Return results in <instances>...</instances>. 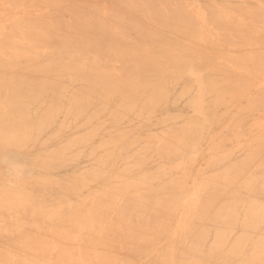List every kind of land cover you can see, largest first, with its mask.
<instances>
[{"label":"bare ground","instance_id":"1","mask_svg":"<svg viewBox=\"0 0 264 264\" xmlns=\"http://www.w3.org/2000/svg\"><path fill=\"white\" fill-rule=\"evenodd\" d=\"M213 1L217 6L210 4L211 1L207 3L204 0H0L5 6L4 11L7 15L5 28L0 32V153L2 158L15 162L25 170L31 168V165L36 167L35 170L44 169L46 166L58 167L68 150L72 152L71 149L78 146H75L76 143L83 142L79 135L70 137L75 139H70L65 147L62 146L64 143L54 147L56 146L54 143L66 139L57 141L59 135L66 133L64 131L61 133L62 129L73 115L77 119L74 118L73 123L78 121V118H82L85 119L83 121L85 125L81 122L80 126L86 127L87 122L102 117L104 113H109L103 115V117L106 116V120L102 118V121H106L105 123L107 118L110 119L109 115H112V119L113 116L119 115L117 119L121 117L123 120L124 117L129 118V115L133 113L134 119L136 115L142 117L147 116L148 113H151L149 115L152 117L154 112L156 114V110L160 114L159 110L163 107L168 108L167 103L175 98V90H179L176 89L177 83L183 82L184 86L186 85V90L184 89L186 93L183 89L179 91L180 94L184 93L180 98H183L187 91H192L193 87L190 85L192 80L183 74V71L187 69H192L197 78L195 83L198 86V93L194 105L198 108L196 115L199 116L189 117L186 122L180 118L185 122L184 125L174 127L172 124L170 130V126L166 127L168 132L165 131L164 136L158 135L164 139L160 145H156L159 139L155 137L153 131L150 132L153 134L152 137L148 136L149 133L143 138V140L146 139L145 143L143 140L140 141L142 138L135 139L136 141H133L134 144L137 143L135 145L142 142L141 147H144V149L140 147L142 152L139 151V147L136 148L140 153H135L134 149V152H131V149H128V151L131 150L130 152L127 151L128 154L135 153V160L132 163L135 170L142 169L143 157L147 152L155 151L161 161L175 159L177 162L181 158L175 157L192 150L193 145L197 144L205 125H213L227 116L226 111L218 113L219 109L226 110L233 103L243 102L244 105L239 114L243 112L246 115L241 121H245L244 118L248 114L257 113L254 111L264 107V87L259 88L251 99H247V93L250 88L252 89V85L260 81L264 82V22H261L264 20L260 19L261 11L247 1L243 2L245 5L234 4L232 0ZM187 2L200 3L198 8L204 6L205 17L201 23H194L188 15L184 6ZM258 3L262 4V2ZM105 4L110 6L104 7ZM226 10L237 13L244 24L233 17L230 18L229 14L226 16ZM249 21L255 24V32H252L254 26L248 25ZM259 23L263 26H257ZM206 25L210 30H207ZM42 48L48 49L49 52L43 56L40 55L37 51ZM176 101L181 99H176L174 102ZM175 107L177 106H172L171 109ZM186 107H188L187 104ZM165 110L162 112H166ZM185 112L188 111L185 110ZM175 113L177 117L180 116L177 112ZM168 116L173 118L171 115ZM58 118L62 119V122ZM171 118L169 119L172 121L174 118ZM57 121L60 122L58 126ZM174 121L179 122L176 119ZM221 122L220 120V124ZM119 123H117L118 126L124 122ZM89 124L94 125L93 122ZM137 124L134 125L133 131L139 128ZM103 125L107 128V125L103 123L97 126L99 132ZM77 126H75L76 129L81 128ZM111 126L107 129H113L114 124ZM162 126L158 127L164 131L165 125L163 128ZM150 127L151 125L149 130L154 129V131L157 128ZM75 128L70 131L72 135V132L80 131ZM109 132L103 133L102 130L101 134L105 136L104 134ZM159 132L162 133L161 131L157 133ZM46 133H51L53 140L56 137V142L55 140H52L54 143L51 142L54 146L48 151L46 149L42 153L34 154L32 151L36 147L39 148L37 144ZM126 133L127 139L129 136ZM114 134L112 138L118 136V133ZM47 136L50 139V136ZM234 136L239 138L241 135ZM258 136L252 143L249 142L251 145L248 143L247 146H250L247 149L248 153L245 154L246 156L242 155L244 158L240 163L225 167L216 172L217 174L200 177L198 183L194 184V188L189 191L186 189L187 176L184 178L182 175L181 178L169 183L167 181L166 185L160 186L158 182V186L152 187L149 184L153 180L151 177L141 179L147 176L144 172L143 177L134 176L133 178L129 175L132 170L131 164L127 165L131 170L126 166L127 168L123 170L120 168L121 170L113 171L110 160L105 162L107 159H104L101 164V160H94V158V162L100 163L98 167L96 165V171L94 170L92 174L84 172L86 175H82L83 172H81L80 178L77 176L80 173H76L75 185L69 176H67L69 179L66 176L59 177L63 180L59 179L58 191L69 197H72V193H76V190L84 184L93 186L99 182L100 185H96L100 186L101 190L98 188L100 191H96L88 200L83 199L76 203L66 202L64 206V202H60L62 206H52L50 210L40 195L44 191L37 194V200L31 204L33 207H29L31 201L25 194L16 191L5 193L0 191V215L8 210L10 213L15 212L13 214L19 212L20 219L22 216L25 218L22 232L16 234L13 231H7L0 235V264H137V262L143 264H264L262 226L260 228L262 234L255 237L256 232L260 230V225L264 223V131ZM112 138L105 139L111 143ZM118 138H114L111 145L122 140L119 141ZM138 139L140 140L137 142ZM43 140L42 138L41 141ZM90 142H87V148ZM104 142L102 141L103 144ZM238 142L240 143L239 140ZM204 144L206 145V142ZM79 145L81 147L85 143ZM135 145L128 144L129 148H135ZM74 148L73 153L79 146L77 149ZM236 148L239 150L238 146ZM99 149L93 147L92 151L96 153L95 150ZM115 149L107 150L111 153L109 158ZM203 149L201 148V153ZM4 150L12 152L2 154ZM244 150L247 152L246 149ZM89 153L88 150V154L86 153L84 157L87 158L91 154ZM150 153L149 155L153 156ZM239 153L234 157H240ZM79 154L76 153V157ZM133 154L130 155L133 156ZM127 156L129 155L123 158L130 161ZM69 157L76 159L71 155ZM226 157L229 156L214 155L206 166L216 169V165L222 160L227 163ZM70 160H64V163ZM93 160L90 161L91 165ZM71 161V164L77 162V160ZM156 161L154 163H157ZM64 163L61 162L60 165ZM119 163L121 164L122 161ZM162 163L165 164V162ZM145 165L151 164L147 161ZM159 166L161 164L155 167ZM206 166L204 170L208 171ZM113 169L116 170V168ZM132 171L136 172L134 169ZM36 175L39 176V174ZM36 175L33 173L31 177L35 180L29 181H33L34 185L36 183L37 188H41L38 183L41 178L35 177ZM69 175L74 176L72 173ZM107 177L112 178V181ZM87 178L97 181L86 182ZM59 193L57 196L60 199ZM52 195L53 193L50 198L53 197ZM57 199L58 202L59 199ZM184 199L192 202L194 207L192 217L188 218V223L186 222L183 226L184 229L180 234L177 236L174 234L175 237L169 242L166 241L167 245L164 247L162 245V248L154 252V243L162 240L161 234H164L167 227L171 226L179 201ZM56 201L53 204L57 203ZM244 206L245 210H243ZM47 209L51 214L47 215ZM47 217L52 218V223L51 219L46 220ZM174 226L172 229L176 228ZM234 233H237L236 238L232 244H227L228 237ZM118 252H122L119 256L124 255L121 263L116 259Z\"/></svg>","mask_w":264,"mask_h":264},{"label":"rangeland","instance_id":"2","mask_svg":"<svg viewBox=\"0 0 264 264\" xmlns=\"http://www.w3.org/2000/svg\"><path fill=\"white\" fill-rule=\"evenodd\" d=\"M205 2H207V3H210V1H211V3L210 4H212V5H214V6H217L216 5V3L213 1V0H204ZM213 1V2H212ZM246 2L247 1V3H249V4H251V5H254L255 6V8L256 9H259L260 11H261V14H259L260 15V19L261 20H264V1L263 0H232V2L234 3V4H239V5H245V4H243V2ZM262 2V4H260V3H258V2ZM236 2V3H235ZM244 2V3H245ZM232 3V4H233ZM186 4H189V5H186ZM200 3H196V2H187V3H185V9L187 10V13H188V15L192 18V20L194 21V23H196V24H198V23H201V21L204 19V15L203 14H205V10H204V6H201V8L204 10H202L200 7L198 8V5H199ZM231 5V4H230ZM229 5V6H230ZM2 6V7H1ZM109 7L108 6V4L106 5L105 4V6L104 7ZM200 6V5H199ZM4 4H2L1 2H0V8H1V10L0 11H2V12H0V32L1 31H3L4 30V28H5V24H6V22H7V15H6V13H5V11H4ZM230 7H232V6H230ZM190 9V10H189ZM192 9H195V10H192ZM192 10V11H191ZM4 11V12H3ZM227 11V10H226ZM226 11H225V15L227 16L228 14L229 15H231V16H229L230 18L231 17H233V19L235 18L236 19V21H238L239 23H243L244 24V22L243 21H241L240 20V18L241 17H239V15L237 14V13H233L231 10H229V11H231V12H229V11H227L228 13H226ZM191 12H192V14H191ZM3 15V17H2V15ZM235 14V15H234ZM5 15V16H4ZM236 15H237V17H236ZM239 17V18H238ZM2 21V22H1ZM4 21V22H3ZM257 22V21H256ZM255 22V23H256ZM261 22H264V21H261ZM245 23L247 24V22L245 21ZM203 24V23H202ZM248 25H252V26H254V28H253V30H252V32H255V30H256V28H255V24H253L252 23V21H249L248 22ZM247 25V26H248ZM3 26V27H2ZM257 26H263V24H261V23H259ZM251 27V26H250ZM264 27V26H263ZM206 28H207V30H210V28L206 25ZM214 32V31H213ZM46 52H45V51ZM40 55H45V54H47L49 51H48V49H38V51H37ZM193 70L192 69H187L186 71H183V74L185 75V77H187L189 80H192V81H190L191 82V87H193L191 90L194 92H188L187 91V94H185V96L183 97V98H180L181 96H182V94H184V93H186L185 92V88H186V85L184 86V84H183V82H182V84H179V83H181V82H179V83H177V85L179 86H177L176 87V89L178 88L179 90H175V98L174 99H171L168 103H167V105L166 106H169L168 108L167 107H163V109H160L159 111L161 112L160 114L158 113V111L156 110V114H155V112H154V114H155V116H154V114L152 115V117H151V115H149V114H151V113H148L147 114V116H145V115H143L142 117L140 116H137L136 114V116H137V118H140V119H137L136 118V116H135V119H134V117L132 116L133 114H131V115H129V118H128V116L127 117H124L125 115H122L124 118H123V120H122V118L120 117V119H117L118 117H119V115H116V116H113L114 118L112 119L111 118V116L112 115H109L110 117V119L109 120H111L110 122H108L109 120H108V118H107V123H105L106 121V116H104L103 117V115H105V114H109V113H104L103 115H101L102 117H98V118H96V120L94 119V120H92L91 122L89 121V122H87L86 123V125H88V126H80L81 124V122L82 123H84L83 121H85V119H80V118H78V121H75V123H73L74 122V115L71 117V119L70 120H72V121H68L65 125H64V128L62 129V132L61 133H64V132H66V133H64V134H61V135H59L57 138H58V140L57 141H60V140H63L64 138H66V139H64L63 141H60L59 143L58 142H56V140H55V138H54V140H55V142L56 143H54L53 141V139L51 138V136H50V134L51 133H46V134H44L43 136L45 137V136H47V135H49L50 136V139H48V136L47 137H42L44 140L43 141H41L42 140V138H40V140H39V142H38V146H39V148L38 147H36L35 149H34V151H32V152H34V154H38L39 152L40 153H42L44 150H46V151H48V149H51L53 146H54V144H56V146H54L55 148L56 147H59V145H61V144H63L64 143V145H62L63 147H65L66 145V143L67 142H70V139H72V138H70V137H76V136H79L80 135V139L83 141L82 143H81V141L79 142V143H76L75 144V146H79V148H78V146L77 147H73L74 149H82L83 148V150H74V153H75V155H74V153H73V148L71 149L72 150V152L70 151L69 152V150H68V152H67V154L69 155V153H70V155L71 156H74V158H76V159H72L71 157H69L67 154L64 156V159L61 161L62 163H64V160H69V159H71V160H74V162H75V160H77V162L76 163H74V164H71L72 163V161L70 160V161H68L67 163H69V164H67L66 163V161H65V163L67 164V166H66V164L64 163V164H62V165H60L61 164V162H60V164L58 165V167H56V166H46L44 169H34V168H36L34 165H31V168H28V169H24L25 171H24V175L22 176V177H9V175H8V173H7V170H6V168L3 166V165H0V188L2 189V190H0L1 191V193H5V192H9V191H16V192H18V193H22V194H25L26 196H28L29 197V199H30V201H31V203H29V207H33V205H31V204H34L35 203V201L37 200V198H38V195H39V193L41 192V191H44L42 194H40L41 195V197L43 198V200L45 201V203H47L48 204V206L50 207V210H51V207L52 206H62V203H60V202H64L63 203V206H64V204L66 203V202H70V203H76L77 201H81V200H83V199H86V200H88L89 198H91L95 193H96V191H98L99 189L101 190V188H100V186L99 187H97V185L96 184H98V185H100L99 184V182H96L97 180H94V179H89V178H87L85 181L87 182V181H91V182H96L95 184H93V186H91V185H89V184H84L83 185V187H81V188H79V189H81V190H79V189H77L76 191H74V192H76V193H72V197H69V196H67L66 194H65V196L63 195V193L62 194H60L59 193V191H58V186H59V182H60V180H63L62 178H59L60 176L61 177H64L65 178V176L67 177V176H69L71 179L70 180H72L74 183V185H75V180H77L76 179V173H80V174H77V176H79L78 178H80L82 175H86L87 173H90V174H92L93 173V171L95 170L96 171V169H97V167L100 165V163H99V161L101 162V164H102V162H104L103 160L104 159H107L105 162H107L108 160H110L109 162H110V167H111V170H113V171H118V170H123L124 168H127L128 166H129V164H131L130 165V167L132 168V170L134 169V171H136V172H133L131 169H130V167H128V169H130L131 170V174H129L131 177L133 176V178H138V176L140 177H143L142 175V173L144 172L145 173V175H147L146 177H143V178H141V179H150V177L153 179V180H151V182L149 183L150 184V186H152V187H156V186H158V185H166V183H167V181H168V183L169 182H171L172 180H177V179H179V178H181V176L183 175L184 176V178L186 179V183H187V188L186 189H188L187 191H189V189H191V188H194V184H197L198 183V180L200 179V177H202V176H205V175H214V174H217L220 170H223L225 167H228V166H230V165H233V164H238V163H240L242 160H243V158H244V156L242 157V155H245L246 153H248V150L247 149H249V147L247 146L248 145V143L251 141V143L255 140V139H257V137H259L258 135H260V133H262L263 131H264V107H262L260 110H258V111H254V112H257V113H251V115L250 114H248L245 118H244V120L245 121H241V120H243V117L246 115V113H244L243 114V112L241 113V114H243V116L241 115V114H239V111H240V109H241V107H243V105H244V103L243 102H238V104L237 103H233V105L231 104L230 106H228L227 108H226V110H220L219 109V112L218 113H221V112H224V111H226L225 113L227 114V116H225V117H223V118H221V119H219L217 122H215L213 125H205L204 126V128H203V130H202V133H201V135H200V139H198L197 140V144H195V145H193L192 147L193 148H191L192 150H195V151H192V150H189V151H186V152H184L183 154H181L180 156H177V157H175V158H181V159H176L177 160V162L175 161V159H165V161H161V158L157 155V154H155V151H151L152 153H150V154H153V156H154V154L156 155V156H154V158H153V156H151V155H149V153L147 152L145 155H144V163H143V166L141 167L142 169H140V168H137L138 169V171L137 170H135V168H133L132 167V163H134V155H135V153H140V152H142L143 150H140V147H141V145H143V144H141L142 142H138L140 139H138L137 140V142L139 143L138 145H135V144H137V143H133V141L135 140V139H137V138H142L140 141H142L143 140V138H145V137H147V135L150 133V132H152L153 131V134H155V137L156 138H158L159 140L156 142V145H160V144H162V142H163V138H160L161 136H159L158 137V135H162L163 134V136H164V134H165V131L166 132H168V129H165L166 127H168V126H170L169 127V130H170V128H171V125L173 124V126L174 127H179V126H182V125H184L185 124V122H186V120L187 119H189V117H194L196 114H197V110H198V108L197 107H195V105H194V103H195V99H196V96H197V93H198V86H197V82L195 81V80H197V78H196V75H194L193 74ZM188 75V76H187ZM191 76V77H190ZM193 78V79H192ZM196 82V83H195ZM193 83V84H192ZM264 82H262V81H260V82H257L256 84H254V85H252V89L250 88V91L247 93V99H251V97H253V94L259 89V88H263L264 87ZM180 87H182V88H180ZM195 88V89H194ZM184 90V93H182V91ZM180 90H182L181 91V93L182 94H180L179 93V91ZM252 90V91H251ZM191 93V94H190ZM193 93V94H192ZM188 97H187V96ZM189 96H191V97H189ZM193 97V98H192ZM191 100H190V99ZM179 100V99H181V101H176V102H174L175 100ZM184 99V100H183ZM183 100V101H182ZM187 100H188V102H187ZM189 100H190V102H189ZM174 102V103H173ZM188 105V107H186V104ZM185 104V105H184ZM177 106L178 108L179 107H181L180 109H178L177 107H175L174 109H176V110H174L173 108L171 109V107L173 106ZM182 105H184V107L182 106ZM236 105V106H235ZM171 106V107H170ZM238 106H240V107H238ZM190 107V108H189ZM233 107V108H232ZM167 108V111L165 110ZM184 108V109H183ZM188 108V109H187ZM230 108H231V110H230ZM166 111V112H162V111ZM179 110V111H178ZM185 110L186 111H188V112H185ZM229 110H230V114H229ZM234 110H235V112H234ZM172 111V112H171ZM177 112L178 114H180V116H176L177 114L175 113V112ZM184 111V112H183ZM242 111V110H241ZM196 112V113H195ZM163 113V114H162ZM172 113V114H171ZM183 113V114H182ZM158 114H159V116H158ZM173 114H175L174 116H173ZM236 114H237V116H236ZM239 114V115H238ZM168 115H171L173 118H171V117H169ZM190 115V116H189ZM148 116H149V118H148ZM157 116V117H156ZM166 116H167V118H166ZM196 116H199V115H196ZM251 116V117H250ZM257 116V117H256ZM155 117V118H154ZM235 117V118H234ZM240 117H242V119L240 118ZM255 117V118H254ZM261 119H260V118ZM61 118V117H60ZM60 118H58L59 120H60ZM100 118V119H99ZM102 118L104 119L105 118V120H103L102 121ZM169 118H171V119H173L172 121L169 119ZM180 118H182V119H180ZM226 118V119H225ZM250 118H252V120H250ZM76 119V118H75ZM80 119V120H79ZM161 119L165 122H163V121H161ZM165 119V120H164ZM179 120V122L178 121H174V120ZM234 119L236 120V121H234ZM255 119V120H254ZM62 120V119H61ZM60 120V121H61ZM77 120V119H76ZM102 121V122H100V121ZM118 120V121H117ZM144 120V121H143ZM160 122H159V121ZM167 120H168V122L170 121L171 122V124H170V122L168 123L167 122ZM182 120V121H181ZM220 120L222 121L221 122V124H220ZM247 120H250V121H248V123L246 122ZM97 121H99L98 123H97ZM115 121H117L116 123H114ZM149 121V122H148ZM183 122V123H181V122ZM234 121V122H233ZM239 121H241V122H239ZM58 122L59 121H57V126L60 124V122H59V124H58ZM62 122V121H61ZM71 122V123H70ZM78 122V123H77ZM92 122H93V124L94 125H90L89 123H91L92 124ZM95 122V123H94ZM111 122H113V123H111ZM118 122H120V123H123L122 125L120 124L119 126H118ZM157 122H159V124H157ZM176 122H178V123H176ZM233 122V123H232ZM244 122H246V123H244ZM70 123V124H69ZM105 124V125H107V128H110L109 126H111V125H113L114 124V126H113V129L112 130H114V129H116L115 131H112L111 129L110 130H108L107 128H106V126H102L100 129V132H99V130H98V127L101 125V124ZM111 123V124H110ZM137 124V126L139 127V128H137L136 129V126H135V131H133L134 130V125L135 124ZM144 123H146L145 124V127H143L144 125ZM149 123V124H148ZM154 123H156V124H154ZM165 125H163V124ZM251 123V124H250ZM98 124V125H97ZM127 124H130V126H125V125H127ZM140 124H141V126H140ZM177 124V125H176ZM219 124V125H218ZM78 125V126H77ZM84 125H85V123H84ZM151 125V127H152V129L153 128H156L155 129V131H154V129L153 130H149V126ZM164 126V131H163V129L161 130V128H159L158 126ZM176 125V126H175ZM217 125H218V128H217ZM228 125H230V126H228ZM259 125H260V127H259ZM70 126H71V128H70ZM73 126V127H72ZM75 126H77V127H81V128H77V129H79V130H77L76 128H75ZM90 126H93V127H91L90 128ZM96 127V130H94V128ZM98 126V127H97ZM118 126V127H117ZM122 126V127H121ZM163 126H162V128H163ZM172 126V127H173ZM232 126H234V128H232ZM105 127V128H104ZM112 127V126H111ZM115 127V128H114ZM128 127H129V129H128ZM142 127H143V129H142ZM150 127V128H151ZM243 127V128H242ZM67 128V129H66ZM76 129L77 131H79L78 133L77 132H72L73 133V135L71 134V132L70 131H72V129ZM85 128V129H84ZM87 128V129H86ZM89 128L91 129L90 131H89ZM103 128V129H102ZM125 128V129H124ZM216 128V129H215ZM242 128V129H241ZM71 129V130H70ZM106 129V130H105ZM122 129V130H121ZM142 129V130H141ZM160 129V130H159ZM225 129V130H224ZM229 129V130H228ZM231 129V130H230ZM241 129V130H240ZM247 129H249L248 131H247ZM251 129V130H250ZM255 129H256V131H255ZM261 129H263L262 130V132L260 131L259 132V130H261ZM66 130V131H65ZM68 130V131H67ZM94 130V131H93ZM103 130V133L105 132H107V131H110L108 134H104L105 136H103V134H101V131ZM120 130V131H119ZM124 130H125V132H127L126 134L129 136H127L128 138L126 139V135H125V132H124ZM146 130H147V132H146ZM149 130V131H148ZM206 130H207V134H206ZM211 130V131H210ZM244 130H246V131H244ZM64 131V132H63ZM75 131V130H74ZM93 131V132H92ZM121 132L122 131V133H120L119 134V132ZM133 131V132H132ZM139 131V132H138ZM141 131H142V133H141ZM158 131H161L162 133H157ZM203 131H205L204 133H203ZM208 131H210V133L208 132ZM223 131V132H222ZM245 134H243L242 132ZM250 131H251V133H250ZM253 131V132H252ZM70 132V133H69ZM87 132V133H86ZM130 132H132V133H130ZM136 132V133H135ZM138 132V133H137ZM155 132V133H154ZM215 132V133H214ZM94 133V134H93ZM96 133H98L97 135H96ZM116 134V133H118V136L119 135H121V136H119V138H118V136L117 137H114L113 136V138H112V135L113 134ZM130 133V134H129ZM214 133V134H213ZM220 133V134H219ZM249 133V134H248ZM257 133V134H256ZM70 134V135H69ZM82 134V135H81ZM86 134H88L87 136H86ZM93 134V135H92ZM114 134V135H115ZM123 134H124V137H123ZM153 134L152 133H150L148 136L149 137H152L153 136ZM219 134V136H217ZM223 134H224V136H223ZM237 134V136L239 135H241L239 138L238 137H235L234 135H236ZM137 135V136H136ZM221 135H222V137H221ZM253 135H255V136H253ZM69 136V137H68ZM83 136H85V137H83ZM91 136H93V138H95V140L91 137ZM103 138H102V137ZM112 138L110 141H111V143L112 142H114L113 141V139L114 138H118V140L120 141L121 139V141L119 142V143H115V144H112L111 145V143L110 142H107L108 140H106V139H108V138H110V137ZM136 136V137H135ZM162 136V137H163ZM206 136V137H205ZM232 136H233V138H232ZM250 136H251V138H250ZM253 136V137H252ZM60 137V138H59ZM100 137V138H99ZM215 137V138H214ZM78 138V137H77ZM106 138V139H105ZM124 138V139H123ZM133 138V139H132ZM155 138V139H156ZM211 138V139H210ZM229 138V139H228ZM238 138V139H237ZM49 141H48V140ZM73 139H75V138H73ZM72 139V140H73ZM80 139H78V141L80 140ZM106 141H105V140ZM132 139V140H131ZM163 139V140H162ZM204 139H206V141L204 140ZM213 139V140H212ZM214 139H216V140H214ZM223 139H225L224 141H223ZM53 140V141H52ZM86 140H87V142H90L91 140L93 141V142H90L89 143V147L87 148V142H86ZM98 140V141H97ZM116 140V139H115ZM117 140V141H118ZM126 140V141H125ZM131 140V141H130ZM145 140L146 139H144L143 141V143H145ZM212 142H211V141ZM223 142H222V141ZM238 140L240 141V143L238 142ZM46 141H48V142H46ZM75 141V140H74ZM96 141V142H95ZM102 141L104 142H107V143H109V144H107V143H105L104 142V144L102 143ZM136 141V140H135ZM134 141V142H135ZM203 141V142H202ZM235 141H237V142H235ZM42 142V144H40L39 145V143H41ZM44 142H46V143H44ZM51 142L52 143H54L53 145L51 144ZM99 142H101V144L99 143ZM127 142V143H126ZM204 142H206V145L204 144ZM243 142H245V143H243ZM47 144V143H49L50 144V146H49V144L46 146L45 145V147L43 146L44 144ZM83 143H85V145H82ZM92 143V144H91ZM94 143V144H93ZM120 143L122 144V145H120ZM203 143V144H202ZM247 143V144H246ZM79 144H81L82 146L80 147V145ZM124 144V145H123ZM128 144L130 145V146H136L135 148L134 147H130L129 148V146H128ZM133 144V145H132ZM202 144V145H201ZM230 144V145H229ZM241 144H243L244 146H242ZM250 144V143H249ZM42 145V146H41ZM98 145V146H97ZM107 145H109V148L107 149ZM119 145V146H118ZM140 145V146H139ZM206 146V148H204L205 146ZM229 145V146H228ZM231 145H232V147H231ZM251 145V144H250ZM42 148H41V147ZM95 148V149H99V150H95V151H97L96 153L95 152H93L92 151V148L93 147ZM122 146H123V148H122ZM238 146V148H239V150H241V151H239L236 147ZM247 146V147H246ZM91 147V148H90ZM106 147V148H105ZM112 147H114V148H112ZM125 147H128V148H125ZM139 147V151L138 150H136V148H138ZM229 147V148H228ZM87 148V149H86ZM90 148V149H89ZM105 148V149H104ZM116 148V149H115ZM142 149H144V147L142 146L141 147ZM156 148V147H155ZM197 148V149H196ZM201 148L203 149L202 151V153L200 152L201 151ZM235 148H236V150H235ZM43 149V150H42ZM85 149H86V151H85ZM103 149V150H102ZM111 149V150H110ZM115 149V152H112V155H111V157L109 158V156H110V151H112V150H114ZM128 149H131V150H129L128 151ZM136 150V152L133 154V153H129L128 154V152H134V150ZM226 149V150H225ZM228 149H230V150H228ZM244 149H246L247 150V152L244 150ZM38 150V151H37ZM88 150L90 151V153L91 152H93V154L91 153H89L90 155L89 156H87V158L86 157H84V156H86L87 154H88ZM94 150V149H93ZM102 150V151H101ZM107 150H110V151H107ZM211 152H210V151ZM218 152H217V151ZM234 150H235V152H234ZM244 150V151H243ZM45 151V152H46ZM100 151V152H99ZM108 152V155L106 156V154H107V152ZM128 151V152H127ZM206 151V152H205ZM216 151V153L215 154H212L213 152H215ZM231 151H232V153H231ZM8 152H12V151H9V150H4V151H2V154L3 153H8ZM31 152V153H32ZM44 152V153H45ZM82 152V153H81ZM105 152V153H104ZM127 152V153H126ZM188 152V153H187ZM239 152H241V153H239ZM76 153H77V155L79 154V156L80 157H83V158H78V157H76ZM87 153V154H86ZM98 153H100V155L102 156V158H97L96 159V157H101L100 155H98ZM105 154V156H104V154ZM114 153V154H113ZM121 153H122V155H121ZM124 153V154H123ZM198 153H200L199 155H198ZM225 153V154H224ZM228 153V154H227ZM238 153H239V156L240 157H234L236 154V156H238ZM73 154V155H72ZM85 154V155H84ZM130 154H133V156L132 155H130ZM229 154H231V155H229ZM233 154V155H232ZM31 155V154H30ZM32 155H33V153H32ZM95 155V156H94ZM126 155H129V156H127L126 158L127 159H130V161H128V160H125V158H123L124 156H126ZM149 155V156H148ZM186 155V156H185ZM214 155H216V156H221V155H226V156H229V157H226V159L225 160H227V163L226 162H224L223 160L220 162V163H218L216 166H217V170L216 169H212L210 166H206V164H207V162H211V159H212V157L214 156ZM247 155V154H246ZM245 155V156H246ZM93 156V157H92ZM121 156V157H120ZM158 156V158H155V157H157ZM232 156V157H231ZM68 157V158H67ZM119 157V158H118ZM129 157H131V158H129ZM152 157V158H151ZM182 157H184L183 158V160H182ZM242 157V158H241ZM2 158V156H1V153H0V159ZM87 160H86V159ZM93 158H94V160H99V161H95L94 162V160H93ZM122 158V159H121ZM133 158V159H132ZM149 158H150V162H149ZM199 158H200V161H199ZM233 158V159H232ZM3 159V158H2ZM85 159V160H84ZM90 159V160H89ZM115 159H117L116 161H114ZM148 159V160H147ZM163 159V160H164ZM203 159V160H202ZM239 159H241V160H239ZM82 160V161H81ZM93 160V162H92V165H91V162L90 161H92ZM125 160V161H124ZM145 160H147L148 161V164L150 163L151 165H153V166H144V164H146L147 163V161H146V163H145ZM157 160V161H156ZM159 160L161 161V162H159ZM167 160H169V161H167ZM174 160V161H173ZM235 160L237 161V162H235ZM239 160V161H238ZM122 161V163L120 164L119 162H121ZM128 161V162H127ZM157 162V163H154V162ZM180 161V162H179ZM82 162V163H81ZM109 162H108V164H109ZM126 162V163H125ZM130 162V163H129ZM162 162H165V164L164 163H162ZM170 162V163H169ZM232 162V163H231ZM124 163V164H123ZM166 163H168V164H166ZM222 163H223V165H222ZM226 163V164H225ZM93 164H95V165H93ZM107 164V165H108ZM159 164H161V166H159V167H155V166H158ZM197 164V165H196ZM200 164V165H199ZM202 164V165H201ZM220 164V165H219ZM229 164V165H228ZM96 165H97V167H96ZM119 165V166H118ZM128 165V166H127ZM175 167H174V166ZM190 165H191V168H194V169H191L190 168ZM61 166H62V168H64V169H62L61 168ZM65 166V167H64ZM89 166H91L92 168H94L93 166H95V168L94 169H92L91 167H89ZM122 166H124V167H122ZM127 166V167H126ZM164 166V167H163ZM169 166V167H168ZM173 166V167H172ZM208 167V171L206 170H204V169H206V168H204V167ZM220 166V167H219ZM48 167V168H47ZM51 167V168H50ZM57 169H56V168ZM76 167V168H75ZM153 167V168H152ZM162 167V168H161ZM209 167H210V169H209ZM219 167V168H218ZM55 168V169H54ZM61 168V169H60ZM75 168V169H74ZM89 168H90V170H89ZM113 168H116V170H114ZM121 168V169H120ZM152 168V169H151ZM160 168V169H159ZM35 171H34V170ZM81 169V170H80ZM86 169V170H85ZM91 169H92V171H91ZM149 169V170H148ZM155 169H159V170H155ZM198 169V170H197ZM39 170H41V171H39ZM51 170V171H50ZM71 170H73V171H71ZM80 170V171H79ZM89 172H88V171ZM153 170H154V173H152L153 172ZM163 170H165V171H163ZM167 170V171H166ZM172 170V171H171ZM176 170V171H175ZM204 172H203V171ZM213 170V171H212ZM91 171V172H90ZM152 171V172H151ZM200 171H202L201 173H200ZM81 172H83L82 173V175H81ZM84 172L86 173V174H84ZM157 172V173H156ZM169 172H171L170 174H169ZM194 172H195V174H194ZM208 172V173H207ZM217 172V173H216ZM33 173H34V175H36V174H39V176L38 175H36L35 177H39V178H41V180L40 181H46V182H44V183H46V184H44V183H42V182H38L37 180V182L39 183V185H41V188L39 187V188H37L38 187V185L35 183V185H37V186H35L34 185V183H33V181H29V180H35V178L34 177H31V176H33ZM36 173V174H35ZM43 173V174H42ZM73 174L74 176V180L72 179L73 177L72 176H70L69 174ZM134 175H133V174ZM159 173H161L160 174V176H159ZM164 173V174H163ZM165 173H167V174H165ZM211 173H213V174H211ZM89 174V175H90ZM141 174V175H140ZM174 174H176V175H174ZM40 175L42 176V177H40ZM144 175V176H145ZM158 175V176H157ZM164 175V176H163ZM166 175V176H165ZM189 175V176H188ZM135 176V177H134ZM156 176L158 177L157 179H156ZM155 177V178H154ZM161 177H164V178H161ZM165 177H167V178H165ZM36 178V179H37ZM57 178V179H56ZM159 178H161L160 180H158ZM171 178H173V179H171ZM191 178V179H190ZM196 178H197V180H196ZM56 179V180H55ZM60 179V180H59ZM67 179H69L68 177H67ZM107 179L108 180H111L112 181V178H109V177H107ZM165 179V180H164ZM169 179H171V180H169ZM189 181H188V180ZM9 180V181H8ZM12 180V181H11ZM57 180H58V182H57ZM66 180V179H65ZM18 181V182H17ZM48 181V182H47ZM89 181V182H90ZM149 181V180H148ZM20 182H24V183H20ZM26 182V183H25ZM30 182V183H29ZM157 182V183H156ZM158 182H160L159 184H158ZM18 183H20V184H18ZM33 183V184H32ZM154 183V184H153ZM28 184V185H27ZM30 184H32V185H30ZM91 184V183H90ZM152 184V185H151ZM158 184V185H157ZM32 187H30V186ZM35 187H34V186ZM96 185V186H95ZM156 185V186H155ZM11 187V188H10ZM6 188V189H5ZM24 188V189H23ZM99 188V189H98ZM84 189H85V192H84ZM99 190V191H100ZM52 192L53 193V197L52 198H50V196H51V194L52 193H50V192ZM78 191H80V192H78ZM92 191L93 193H90V192ZM29 193H30V195H29ZM45 193V194H44ZM50 193V194H49ZM59 193V195H60V199L58 198V196H57V194ZM38 194V195H37ZM82 197V198H81ZM86 197V198H85ZM53 198H55V199H53ZM59 199V201L57 202L56 201V199ZM47 199V200H46ZM57 199V200H58ZM57 202V203H54L53 204V202ZM52 203V204H51ZM60 203V204H59ZM179 207L177 208V210H176V212H174V216H173V219H172V223L170 224L171 226L170 227H167V229H166V232H164V234L162 233L161 235H162V240H159L160 239V237L157 239V243H154V245L155 246H158V247H155V246H153V250H154V252H157L160 248H162L161 246L163 245V247H164V245H167L168 243L166 242L167 240H168V242H169V240H171L173 237H175V235L177 236L178 234H180L181 233V231H182V229H184L183 228V226L186 224V222L188 223V218L190 219L191 217H192V215H193V209H194V207H193V205H192V202H190L189 200H187V199H184L183 201H179ZM48 208V207H47ZM178 209H180V210H178ZM182 209H183V212H182ZM246 209V207L244 206L243 207V210H245ZM48 210V209H47ZM50 210H48L47 212H48V214L47 215H49V214H51V212H50ZM8 212H9V214H8ZM6 213H7V215H6ZM13 213H15V212H13ZM13 213H10V211H8V210H6L5 212H3V214L2 215H0V218L2 217V220L0 221V235H3V234H5L7 231H13V233H16V234H18V233H20V232H22L23 230H24V222H25V218L22 216V218L20 219V217L21 216H19L18 214H20L19 212H17L16 214H13ZM181 214V215H180ZM5 215V216H4ZM9 215H10V217H9ZM9 217V218H7V217ZM4 217V218H3ZM180 217V218H179ZM49 218V220L51 219V223H52V218L51 217H47L46 218V220ZM178 218V219H177ZM177 219V220H176ZM3 220H5V221H3ZM176 220V221H175ZM24 221V222H23ZM177 222H179V223H177ZM49 222H47V224H48ZM176 223V225L174 226V224ZM14 224V225H13ZM50 224V223H49ZM173 224V225H172ZM180 224H182V225H180ZM178 225H180L179 227H177ZM172 226H174V227H176V228H174V229H172ZM261 226H262V228L264 229V223L263 224H261L260 225V227H259V229L261 228ZM7 228V229H6ZM171 228V229H170ZM165 230V229H164ZM171 232H170V231ZM173 230V231H172ZM177 231H179V233H177ZM238 233V232H237ZM237 233H234L233 235H231L230 237H228V241H227V244H232V242L234 241V238H236V236H237ZM260 233H261V229L259 230V232L257 233L256 232V234H255V237H257L258 235H260ZM175 234V235H174ZM262 234V233H261ZM166 235H167V237L169 238H167L166 237ZM166 239V240H165ZM232 240V241H231ZM229 241H231V242H229ZM166 243V244H165ZM229 244V245H230ZM119 254H118V256H117V260L119 261V263H121V260H122V256H124V255H122V256H119V255H121L122 254V252H118ZM137 264H143V263H138L137 262Z\"/></svg>","mask_w":264,"mask_h":264},{"label":"clouds","instance_id":"3","mask_svg":"<svg viewBox=\"0 0 264 264\" xmlns=\"http://www.w3.org/2000/svg\"><path fill=\"white\" fill-rule=\"evenodd\" d=\"M0 165L6 168L9 177H22L24 175V168L11 160L0 159Z\"/></svg>","mask_w":264,"mask_h":264}]
</instances>
